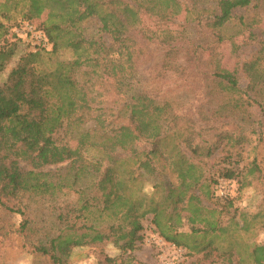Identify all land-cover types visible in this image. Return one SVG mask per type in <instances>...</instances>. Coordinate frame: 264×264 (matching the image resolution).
<instances>
[{
    "label": "trees",
    "instance_id": "16d2710c",
    "mask_svg": "<svg viewBox=\"0 0 264 264\" xmlns=\"http://www.w3.org/2000/svg\"><path fill=\"white\" fill-rule=\"evenodd\" d=\"M71 1L0 0V37L20 23L4 24L15 15L30 22L44 14L39 28L51 44L49 56L73 54L68 61H52L41 50L23 54L17 74L0 85V209L22 218L17 232L48 264H67L74 249L107 240L122 218L147 215L153 234L165 242L187 254H206V239L217 230L210 221L216 209L202 199L227 200L229 195H215L220 180L240 183L261 174L257 158L245 164L243 153L251 144L246 134L262 142L264 36L236 12L264 0H75L76 10ZM181 6L186 18L179 31L138 25L139 14L173 23ZM89 19L98 27L86 38L82 23ZM234 19L247 44L256 42L258 49L227 71L203 54L227 39L222 30ZM190 24L209 30L212 42L191 40ZM15 43L0 46V72L15 56ZM143 62L154 72L144 82ZM173 90L192 94L199 105L187 108L186 101L169 96ZM225 122H234L236 130L202 139L214 128L210 124ZM127 135L142 146L123 156ZM173 137L178 143L167 149ZM216 158L220 165L211 168ZM129 162H135L132 171ZM144 172L157 177L150 194L142 190ZM166 174L173 181L162 178ZM87 177L92 180L84 185ZM64 191L77 198L61 205L51 229L38 235L22 199L55 198ZM119 248L131 251L134 242ZM249 260L264 264V245L253 246L239 264Z\"/></svg>",
    "mask_w": 264,
    "mask_h": 264
},
{
    "label": "rangeland",
    "instance_id": "374dc122",
    "mask_svg": "<svg viewBox=\"0 0 264 264\" xmlns=\"http://www.w3.org/2000/svg\"><path fill=\"white\" fill-rule=\"evenodd\" d=\"M71 3L73 10H76L75 0H72ZM236 16L243 17L244 23L252 25V31L258 37L264 36V1H261L258 7L251 6L247 10L237 11ZM185 18V8L181 6L173 23L158 24L145 15L139 14L138 25L145 31H179L181 25L185 22ZM43 21H45L44 14L30 22L21 20V16L17 14L12 22L4 23L6 27H9L20 22L14 27H9L5 37H0V46L4 44L9 46L11 43L16 42L15 56L0 72V85L6 81L10 74H17L19 71L17 66L23 54L37 51L33 45L40 35L45 36L39 28ZM97 27L96 20L89 19L83 22L82 28L85 37L93 36ZM29 28H31V32L28 31ZM241 30H243V27L238 19L226 24L222 34L227 39L215 51L205 52L203 54L204 59L216 58L223 69L227 71L234 70L258 49L256 42L247 44V33L239 32ZM188 32L189 38L197 44L207 45L212 42L207 29H197V26L190 24L188 25ZM38 50L44 51L47 57H51L52 61L73 59L70 50H60L57 54L49 56L51 44L48 48ZM147 65L146 62H143L142 68L139 70L140 80H143V82L147 75L154 74L153 70H147ZM241 84L243 85V80H241ZM173 91L174 93H170L169 96L180 97L181 101L187 102L185 104L187 108L194 109L195 105H199V102L194 101L192 94L183 90ZM221 124L226 125L219 128ZM210 125H213L214 128L204 133L202 139L214 141L217 136L224 135L221 132L236 130L234 122ZM262 132V142L260 143H258L255 135L246 134L249 136L251 144L248 149L249 153H243L245 164L254 157L257 158L261 174L256 173V176H247L240 183H237L236 180L228 181L225 187L229 195L227 200L217 201L213 198L214 201L209 204L207 199H202L205 206L211 209H213V206L217 210L210 217L211 222L216 221L217 230L206 239L209 252H206V254L198 252L187 254L185 249L177 248L165 242L162 238L153 234L150 225L151 216L147 215L145 219L139 221L135 217L122 218L107 240L101 244H92L84 248L74 249L67 264H105L106 259H111L113 264H239V257H245L253 246L264 245V128H262ZM173 139L176 138L173 137ZM175 143H178V139L172 144L169 140L166 148H172ZM124 145L126 149L125 152H122L123 156H130V154L140 150L142 143L135 135H127ZM219 162L220 158L210 161L211 168L220 165ZM134 164L135 162H129L128 169L132 171ZM162 178H169L168 181H173L170 174H166ZM162 178L160 177L157 183H160ZM140 179L143 192L152 193L157 177L154 178L144 172L143 177H140ZM91 180V177H87L83 184L89 185ZM213 187L211 186V192ZM76 198L77 196L74 193L64 191L55 198L29 199L25 196L22 203L28 204L29 218L35 222L37 234L41 235L43 234L41 232H48L53 226L55 216L59 212L58 208L67 202L74 201ZM218 212L221 213L220 216ZM21 220L20 216L8 214L0 209V264H48L44 257L33 252L32 248L29 247V242L17 232ZM138 226H140V229L136 230ZM182 230L189 231L187 226H184ZM138 237H140V240ZM130 241L134 242L133 250L123 251L119 248ZM247 264H252V261H247Z\"/></svg>",
    "mask_w": 264,
    "mask_h": 264
},
{
    "label": "built area",
    "instance_id": "2783aa9c",
    "mask_svg": "<svg viewBox=\"0 0 264 264\" xmlns=\"http://www.w3.org/2000/svg\"><path fill=\"white\" fill-rule=\"evenodd\" d=\"M28 31L31 32V28H29ZM49 44L50 43L48 42L47 38L45 36L40 35L33 46L38 50V49L48 48ZM227 184L228 181L220 180L219 184L215 187V195L218 198H226L228 196V191H226L225 189Z\"/></svg>",
    "mask_w": 264,
    "mask_h": 264
}]
</instances>
